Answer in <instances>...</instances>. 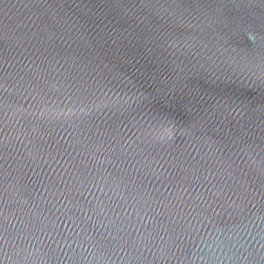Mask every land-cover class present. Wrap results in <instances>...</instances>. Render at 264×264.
<instances>
[{"label": "water", "instance_id": "1", "mask_svg": "<svg viewBox=\"0 0 264 264\" xmlns=\"http://www.w3.org/2000/svg\"><path fill=\"white\" fill-rule=\"evenodd\" d=\"M0 264H264V0H0Z\"/></svg>", "mask_w": 264, "mask_h": 264}]
</instances>
